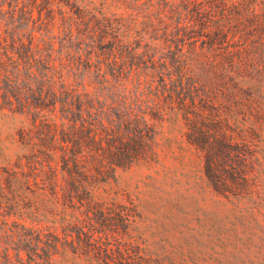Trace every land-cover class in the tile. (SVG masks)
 <instances>
[{"label": "trees", "instance_id": "16d2710c", "mask_svg": "<svg viewBox=\"0 0 264 264\" xmlns=\"http://www.w3.org/2000/svg\"><path fill=\"white\" fill-rule=\"evenodd\" d=\"M4 111L0 264H161L116 172L176 147L260 211L264 0H0Z\"/></svg>", "mask_w": 264, "mask_h": 264}, {"label": "rangeland", "instance_id": "374dc122", "mask_svg": "<svg viewBox=\"0 0 264 264\" xmlns=\"http://www.w3.org/2000/svg\"><path fill=\"white\" fill-rule=\"evenodd\" d=\"M22 125L19 116L0 112V165L21 154L16 133ZM162 160L115 176V191L135 199L142 239L161 264H264V204L248 213L219 198L197 160L176 147H163ZM118 199L125 197L119 193Z\"/></svg>", "mask_w": 264, "mask_h": 264}]
</instances>
